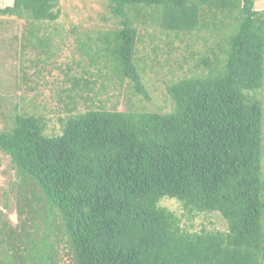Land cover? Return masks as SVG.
Returning a JSON list of instances; mask_svg holds the SVG:
<instances>
[{
  "label": "trees",
  "instance_id": "16d2710c",
  "mask_svg": "<svg viewBox=\"0 0 264 264\" xmlns=\"http://www.w3.org/2000/svg\"><path fill=\"white\" fill-rule=\"evenodd\" d=\"M107 9L118 28L96 33L97 57L87 60L97 78L120 87L128 79L149 100L136 54L140 28L150 26L154 53L158 35L169 53L174 41H200V50L186 43L181 61L172 59L192 74L166 85L167 112L98 105L69 112L55 135L41 115L11 116L0 152L32 228L39 221L43 231L22 241L10 230L8 263L53 264L58 242L70 264H264V11L254 0H107ZM59 15L58 0L0 8L25 21L24 46L45 45L49 58L39 36ZM84 74L71 90H92L94 74ZM165 199L181 205L182 217L160 205ZM198 214L221 217L225 229L188 230L183 218ZM16 243L30 251L19 255Z\"/></svg>",
  "mask_w": 264,
  "mask_h": 264
},
{
  "label": "rangeland",
  "instance_id": "374dc122",
  "mask_svg": "<svg viewBox=\"0 0 264 264\" xmlns=\"http://www.w3.org/2000/svg\"><path fill=\"white\" fill-rule=\"evenodd\" d=\"M12 1L0 0V8L11 6ZM254 1L255 8L264 11V0ZM58 10L59 18L50 24L49 33L42 32L39 36L48 39L49 49L53 53L52 58L47 56L48 50L45 45L39 46L36 50L24 46L25 21L0 16V132L9 129L11 116L15 112L41 115L47 124L46 133L55 135L61 130L59 122L61 118H65L69 112L74 114L89 107L101 105L111 109L115 106L119 111L144 108L156 112H167L170 109L165 92L166 85L192 74L188 72L191 65L176 70L172 59L181 61L182 49L178 47L183 48L186 43H190L191 50H200L202 45H199L200 41H194V38L189 37L185 44L174 41L172 45L177 51L169 53L168 40L158 35L159 39L154 43L157 47L154 53L149 46V35L158 31L157 28L153 26L140 28L139 38L142 42L137 44L136 58L140 67L141 84L149 95V100H145L128 86V79L123 80L120 87L119 80L97 78L95 69L97 63L91 65L87 60V56H92L91 59L97 57L96 33L118 28L116 20L107 9V0H58ZM87 33H90L92 40L87 38ZM85 71L94 74L90 79L96 82L95 86L90 91L71 90L72 77L83 75L89 77L84 74ZM105 73L103 70V77ZM89 97L93 100L95 97L94 104L88 100ZM259 97L264 108V87L260 90ZM262 166L264 173V156ZM16 182V173L9 157L0 152V264H9L7 257L12 254L7 245V234L10 230H14L22 241L27 240L24 233L28 234L29 239H37L42 236L43 231L39 221H36L39 225L38 230L35 232L32 228L28 212L17 199ZM160 205L167 207L179 217L184 214L181 205L175 200L165 199ZM183 225L190 231L224 230L226 226L224 220L215 214H198L191 221L183 218ZM16 244L20 248L19 255H25L30 251L28 244ZM54 250L57 254L53 264H70L65 256L63 244L55 243ZM24 262L29 264L25 260ZM12 264L22 263L16 259Z\"/></svg>",
  "mask_w": 264,
  "mask_h": 264
},
{
  "label": "crops",
  "instance_id": "0c3cea01",
  "mask_svg": "<svg viewBox=\"0 0 264 264\" xmlns=\"http://www.w3.org/2000/svg\"><path fill=\"white\" fill-rule=\"evenodd\" d=\"M13 2V1H12Z\"/></svg>",
  "mask_w": 264,
  "mask_h": 264
}]
</instances>
